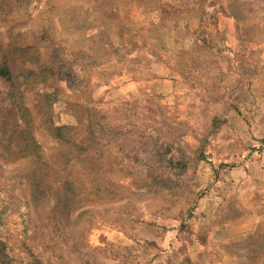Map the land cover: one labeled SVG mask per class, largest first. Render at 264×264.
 <instances>
[{"label": "rangeland", "instance_id": "obj_1", "mask_svg": "<svg viewBox=\"0 0 264 264\" xmlns=\"http://www.w3.org/2000/svg\"><path fill=\"white\" fill-rule=\"evenodd\" d=\"M0 264H264V0H0Z\"/></svg>", "mask_w": 264, "mask_h": 264}, {"label": "trees", "instance_id": "obj_2", "mask_svg": "<svg viewBox=\"0 0 264 264\" xmlns=\"http://www.w3.org/2000/svg\"><path fill=\"white\" fill-rule=\"evenodd\" d=\"M22 117H24V116H22ZM57 130H59V127L58 128H56ZM24 129L22 128L21 130H20V136H29L30 138H31V136H30V133L28 132L27 133V135L24 133ZM22 144H23V146H22V154L23 155H26L27 153H32L33 152V149H35V146L33 145V143L32 142H30L28 139L26 140V139H23L22 140Z\"/></svg>", "mask_w": 264, "mask_h": 264}]
</instances>
